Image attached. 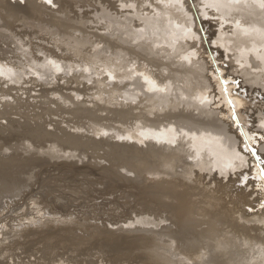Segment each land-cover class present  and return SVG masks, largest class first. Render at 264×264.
<instances>
[{
	"label": "bare ground",
	"instance_id": "1",
	"mask_svg": "<svg viewBox=\"0 0 264 264\" xmlns=\"http://www.w3.org/2000/svg\"><path fill=\"white\" fill-rule=\"evenodd\" d=\"M85 82L90 111L112 121L92 133L111 136L150 207L142 234L93 247L147 264H264V0H0L1 90ZM5 241L0 262L15 260Z\"/></svg>",
	"mask_w": 264,
	"mask_h": 264
},
{
	"label": "rangeland",
	"instance_id": "2",
	"mask_svg": "<svg viewBox=\"0 0 264 264\" xmlns=\"http://www.w3.org/2000/svg\"><path fill=\"white\" fill-rule=\"evenodd\" d=\"M96 94L97 89L86 82L0 89V182L9 189L17 186L15 193L0 196V238L6 239V244L16 242L7 252V256L14 253L11 264L28 257L39 264L74 259L82 264L89 259L88 263L147 264L135 256L125 260L128 255L122 253L118 257L112 252L104 256L91 244L109 235H131L132 231L142 234L146 226L137 220L150 210L143 186L122 164L111 136L92 133L90 127L112 124L100 111H90ZM77 102H85L87 108L73 106ZM51 145L68 155L52 159L39 150ZM257 210L252 209L255 213ZM42 218L56 223L41 228L31 225V219ZM21 229L26 236L17 238L21 242L18 244L14 234Z\"/></svg>",
	"mask_w": 264,
	"mask_h": 264
},
{
	"label": "snow or ice",
	"instance_id": "3",
	"mask_svg": "<svg viewBox=\"0 0 264 264\" xmlns=\"http://www.w3.org/2000/svg\"><path fill=\"white\" fill-rule=\"evenodd\" d=\"M45 2H46V3H51V2H52V0H45Z\"/></svg>",
	"mask_w": 264,
	"mask_h": 264
}]
</instances>
